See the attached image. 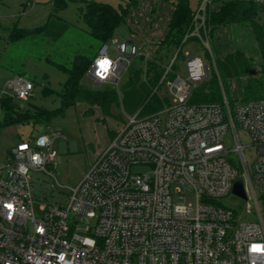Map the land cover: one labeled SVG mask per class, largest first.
Returning a JSON list of instances; mask_svg holds the SVG:
<instances>
[{
    "label": "built area",
    "instance_id": "2783aa9c",
    "mask_svg": "<svg viewBox=\"0 0 264 264\" xmlns=\"http://www.w3.org/2000/svg\"><path fill=\"white\" fill-rule=\"evenodd\" d=\"M208 3L194 21L205 22ZM203 23L194 35L209 47ZM113 43L118 54L104 45L88 71L96 86L118 88L141 54L134 43ZM186 65V77L166 82L170 95L160 109L126 115L67 201L44 196L39 219L33 174L47 173L55 160L54 138L12 147L9 161L0 162V264H264V99L232 103L223 94L221 103L193 102L212 70L199 56ZM7 88L25 101L34 85L19 77ZM238 127L256 150L251 162ZM230 135L234 148L226 146ZM240 178L245 197L233 192ZM233 196L246 204L242 217L221 203Z\"/></svg>",
    "mask_w": 264,
    "mask_h": 264
},
{
    "label": "rangeland",
    "instance_id": "374dc122",
    "mask_svg": "<svg viewBox=\"0 0 264 264\" xmlns=\"http://www.w3.org/2000/svg\"><path fill=\"white\" fill-rule=\"evenodd\" d=\"M63 1L64 4L55 6V0H0V103L3 97L14 98L13 92L7 88V82L21 77L30 80L34 89L25 101L14 98L18 108L34 105L49 111L60 110L61 101L58 93L61 92L66 74L59 69L58 65L69 67L77 54L94 59L102 48L100 43L90 35L89 27L82 17L86 1L106 3L120 10L126 8L131 0ZM175 1L138 0L139 4L136 8H131V14L134 13V20L139 24L137 30L139 36H132L128 26L124 25L117 28L114 39L119 43L132 40L136 45H139L141 40L146 41V48L144 50L138 48V51L146 54V58L152 57L155 44L168 32L167 13L172 7L171 3ZM188 2L191 10L197 12L205 0H188ZM51 15L63 19L70 25L58 40L40 34L17 40H12L10 37L14 30H34L44 26ZM130 20H127V24L132 23ZM202 23L201 20L194 21L195 29L191 35L193 38L188 41L187 36L184 38L183 41L187 43L180 53L176 50L164 57L165 64L169 66L173 61L174 67L167 78L161 79L164 84L158 86L159 89L157 86L152 89L162 100H166L170 95L167 81L173 80L177 75L187 76L188 56L202 57L211 67V77L216 71L215 59H223L226 54L236 50L243 51L253 60L255 69L259 70L262 57L255 36L249 27L236 24L220 30L213 37L208 36V47L194 35H198L195 30ZM203 24L208 35L209 28L206 20ZM114 39L106 44L111 57L118 54L116 45L113 43ZM132 65L136 68L140 67L137 56L131 59L130 66ZM126 78L127 73L123 80ZM142 79L144 80V77ZM82 82L87 89H102V86L95 85L88 74ZM245 83L246 78L243 77L225 78L222 92L232 103L243 101L246 95ZM113 88L117 92V102L111 106L110 113H106L99 106H93L90 111V106L86 102H81L66 107L63 113H57L50 121L42 124L22 122L3 126L1 124L4 112L0 109V162H8L12 147L21 141H32L41 135L54 138L52 149L57 154L55 160L51 166L47 167V173L33 174L34 212L38 219L42 216L40 207L45 200L44 196L52 194L54 201H67L71 189L80 183L90 165L108 147L125 122L126 115H135L140 112L141 107L130 110L132 99L126 95L123 81L118 88ZM55 134L62 136L54 137ZM238 136L242 144L246 146L245 154L248 162H251L256 150L253 146H249L250 137L239 127ZM226 146L229 148L235 146L231 135L226 139ZM228 158L233 160L237 168H240L238 154L231 152ZM53 184L55 188L52 187ZM185 200L188 203L193 201L190 197H186ZM221 203L234 206L241 217L246 210L245 202L243 200L239 202L234 196L222 200Z\"/></svg>",
    "mask_w": 264,
    "mask_h": 264
},
{
    "label": "trees",
    "instance_id": "16d2710c",
    "mask_svg": "<svg viewBox=\"0 0 264 264\" xmlns=\"http://www.w3.org/2000/svg\"><path fill=\"white\" fill-rule=\"evenodd\" d=\"M160 1L168 2L169 0ZM54 4L60 6L64 4V1L55 0ZM171 4L173 12L166 36L155 44L152 57L146 58L143 53L137 56L140 60V67L129 66L126 72L127 78L123 80L126 95L132 99L131 111L141 107V114H150L163 106L166 100L157 97L152 89L164 84L161 82L167 66L164 57L176 50L180 53L187 41L193 38L189 34L195 29L196 12L191 10L188 0H176ZM137 5L138 0H131L126 8L118 10L106 3L86 1L82 17L89 27L90 35L103 47L114 39L117 28L127 25V18H131V8L134 9ZM206 22L210 38L220 26L242 24L249 27L258 44L262 62L259 70H256L253 60L240 50L226 54L223 59H215L216 71L207 82L194 91L192 101L221 103L224 96L222 85L228 77L246 78L244 87L246 95L243 101L264 99V1L209 0L206 7ZM69 27L70 25L63 19L51 15L44 26L34 30H14L10 37L12 40H17L29 35L40 34L58 40ZM200 32L203 34L202 29ZM186 36H189L187 41H183ZM93 60L86 55L77 54L69 67L58 65L59 69L66 74L61 92L58 93L61 101L60 110L49 111L34 105L28 108H18L13 97L10 99L3 97L0 103V109L4 112L1 125L7 126L22 122L42 124L50 121L57 113H63L66 107L81 102H86L90 106V111L93 106H99L106 113H110L111 106L117 102V92L114 88L105 84L102 89L92 90L87 89L82 82Z\"/></svg>",
    "mask_w": 264,
    "mask_h": 264
},
{
    "label": "crops",
    "instance_id": "0c3cea01",
    "mask_svg": "<svg viewBox=\"0 0 264 264\" xmlns=\"http://www.w3.org/2000/svg\"><path fill=\"white\" fill-rule=\"evenodd\" d=\"M138 4H139V2H138ZM171 6H172V4H171ZM172 12H173V6L171 7V9H170V11L167 13V22H168V24H169V21H170V18H171V15H172ZM134 13L133 14H131V17H132V19L131 18H127V20H130L132 23H129V24H127V26H128V28H129V30H130V32L132 33V36H139V34L137 33V30H138V27H139V24L138 23H136V21L134 20ZM231 25H236V24H231ZM231 25H227V26H220V27H218L217 29H216V31H215V33H214V35L216 34V33H218V32H220V30H223V29H226L227 27H229V26H231ZM131 26V27H130ZM143 36V35H142ZM114 40H116V39H114ZM129 41V40H128ZM134 43V42H133ZM135 45H136V43H134ZM138 48H139V50L140 49H142L143 48V50L146 48V41H142L141 40V42L139 43V45H136ZM243 52V51H242Z\"/></svg>",
    "mask_w": 264,
    "mask_h": 264
},
{
    "label": "water",
    "instance_id": "95a60500",
    "mask_svg": "<svg viewBox=\"0 0 264 264\" xmlns=\"http://www.w3.org/2000/svg\"><path fill=\"white\" fill-rule=\"evenodd\" d=\"M128 43L133 44L132 40H129ZM234 194L240 196V197H245L244 190H243V182L242 179H238L234 189H233Z\"/></svg>",
    "mask_w": 264,
    "mask_h": 264
},
{
    "label": "snow or ice",
    "instance_id": "6c2138e0",
    "mask_svg": "<svg viewBox=\"0 0 264 264\" xmlns=\"http://www.w3.org/2000/svg\"><path fill=\"white\" fill-rule=\"evenodd\" d=\"M103 63H104V64H107L108 62H107V61H105V62H103ZM255 250H258V249H255V248H254V251H255Z\"/></svg>",
    "mask_w": 264,
    "mask_h": 264
}]
</instances>
